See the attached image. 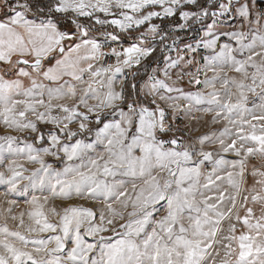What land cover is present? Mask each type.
<instances>
[{"label": "snow or ice", "instance_id": "snow-or-ice-1", "mask_svg": "<svg viewBox=\"0 0 264 264\" xmlns=\"http://www.w3.org/2000/svg\"><path fill=\"white\" fill-rule=\"evenodd\" d=\"M171 17L180 31L203 25L200 39L181 48L153 22ZM237 18L239 30L222 31ZM121 33L131 43L118 51ZM170 38L163 67L140 77L156 40ZM201 49L203 65L184 71ZM225 68L238 76L222 78ZM185 76L195 91L179 86ZM205 115L223 129L186 143L178 122ZM0 124L35 141L0 135V264H264L260 0H0ZM21 155L39 167L25 175ZM25 194L31 210L16 214Z\"/></svg>", "mask_w": 264, "mask_h": 264}, {"label": "built area", "instance_id": "built-area-1", "mask_svg": "<svg viewBox=\"0 0 264 264\" xmlns=\"http://www.w3.org/2000/svg\"><path fill=\"white\" fill-rule=\"evenodd\" d=\"M232 21V20H231ZM178 23V18L177 17H173L171 19L168 20H164L161 22L160 27L165 30L166 32L170 33V36L177 39L178 43L180 44L181 48L184 47V45L186 44H191L196 40L200 39V36L202 35V33L199 31V29L203 28V25H195L194 27L197 29V31H180L175 29V25ZM97 27V26H96ZM106 29L108 31H114V32H118V30H116L114 27H109V26H105ZM99 28V27H97ZM135 35H138V33H136ZM121 36L123 37V40L121 43H113L112 46L116 47L118 51H122L123 48L127 47L130 45L131 41L127 39L126 34L121 33ZM171 43V38L168 40H165L162 43H160L159 39L156 40L155 42V47H156V51L154 53H152L151 56L144 58L141 61V65L140 67H144L145 68V72L150 73V69L153 67H156L157 65H159L160 67H163V57H164V45L165 44H170ZM107 50V49H106ZM183 54V53H182ZM173 56H175V53H173ZM205 56V50L201 49L199 51L198 54H196V61H198L197 64L192 65L190 68L185 66L186 69L184 71H192L195 72L197 67H201L204 63L202 57ZM112 61L108 63V61H104L103 64L104 66L107 65H114L116 63L114 58H111ZM109 60V59H108ZM140 70V68H139ZM133 72L137 71L136 68L132 69ZM144 78H146V74L144 76ZM192 79V77L190 76H185V78L183 79V81L185 83H187L188 85H190L191 87L197 89L199 86L194 85V84H190L188 81ZM200 79L203 81L204 76L201 74L200 75ZM128 80H132V76L131 74H128ZM178 123H181V125L183 126L184 124H189V127L185 128V131L188 132V136L185 137V142L188 143L189 141V137L191 138V125L193 123V121L188 122V121H180ZM211 171V167L207 170Z\"/></svg>", "mask_w": 264, "mask_h": 264}, {"label": "rangeland", "instance_id": "rangeland-1", "mask_svg": "<svg viewBox=\"0 0 264 264\" xmlns=\"http://www.w3.org/2000/svg\"><path fill=\"white\" fill-rule=\"evenodd\" d=\"M102 18H104V17L102 16ZM97 27H100V26H97ZM133 34L135 35L136 33H133ZM106 61H108V63H109V62L112 61V59H109V60L107 59ZM186 88L187 87H185V89ZM40 127L42 128V127H46V126L40 125ZM48 127H51V126H48ZM91 127L93 128V133H94L96 125H92ZM73 128H75V127H73ZM0 135H15V136H18L21 139H27V141L29 143H35L34 134H30V133H27V132H25V133L12 132L10 130L5 129L2 124H0ZM73 139H75V138H73ZM85 139L89 140L90 138L87 135H85ZM65 143L71 144L72 141H65ZM36 146L39 147L40 145L37 144ZM6 155H10V154H6ZM61 157L63 158V153H61ZM18 159H19V162L21 164H23L24 168L28 169V171L24 173L25 175H29L31 171H33V170H35L36 168L39 167L38 164L27 161L26 157L23 156V155H21ZM44 159H45V161L47 163L52 164L53 168H62L63 167V164L61 163V161L56 160L54 157L48 156V157H45ZM257 161L258 160H250V165L251 164H256L257 166H260V162L258 163ZM208 169H209V167L207 168V170ZM4 170H5L4 167L0 166V171H4ZM207 170H206V172H207ZM24 183L26 184L27 181H25ZM249 183H251V185H252V183H253V178L252 177H251V179H249ZM23 186L24 185L21 184V187H23ZM4 187H5L4 185H0V191H3ZM36 194L39 195V193H36ZM17 199L20 201V203H19L18 207L16 208V214H19L21 211H25L26 209L31 210V206L26 203V201L28 199H30V197L27 194H25L23 197H17ZM2 200H3V197H0V201H2ZM54 203H55V205L58 208L62 207V202L55 201ZM72 204L77 205V206H83V207L92 208L94 211L99 209L100 207H102L99 203H96V202H93V201H90V200H75V201H72ZM116 207H119V205H116ZM25 219H26V222H27V217ZM2 223H3V221L0 220V224H2ZM17 224H18L17 221H11V220L8 221V227L10 229H12V230H17ZM82 231H83V229H82ZM42 235L44 237H47V236H51V235H54V234L53 233H44ZM104 235H110V233H104ZM34 238H36V237H34ZM85 240L87 242H89V243L93 242V238H91V237H85ZM72 246H73V244H72L71 240H69L68 243H67V247H66L65 251L70 249ZM92 255L95 256L96 253H92Z\"/></svg>", "mask_w": 264, "mask_h": 264}, {"label": "crops", "instance_id": "crops-1", "mask_svg": "<svg viewBox=\"0 0 264 264\" xmlns=\"http://www.w3.org/2000/svg\"><path fill=\"white\" fill-rule=\"evenodd\" d=\"M260 2L264 3V0H260ZM100 15H101V17L103 16V14H100ZM171 18H173V17H171ZM171 18H165L163 20H154L153 22L160 25L162 21L168 20V19H171ZM239 29H240V21H239V18H237V19L232 20V21L231 20L226 21L225 27L222 29V31L223 32H231V31H236V30H239ZM116 30H118V29H116ZM245 30H247V29L245 28ZM226 42L232 43L231 41L228 40V38L226 36L221 35L219 43L223 44V43H226ZM210 54L211 53H210L209 50H205V56L210 55ZM185 69H186V67L183 70H185ZM175 71L176 70H173V79H175ZM225 73L229 77L238 76L237 73H235L233 71H229L227 68H225V71L221 73V77L222 78L225 76ZM208 75H209V77H211L212 73L209 72ZM179 86L182 87L185 90V92L195 91L196 90L195 88H193L190 85H188L187 83H185L183 80L180 82ZM185 87H187V88L185 89ZM217 88H219V83L217 84ZM255 100H256V97L250 96L249 97V101H250V105L249 106H251V102H253ZM69 103H71V101H69ZM92 103H95V101H92ZM180 103L183 104L184 102L181 101ZM210 120H211V116L205 115V116H203V119L199 123H197L196 121H193V123L191 125V129H190L191 138L189 139L188 142H193L194 143L196 138H198V137H200L202 135H206V134H209V133H212V132H219V131H221L223 129V127H224L223 123L214 124L213 125V124L209 123ZM72 127H76V125H72ZM89 138H90L89 140L85 139L86 143L93 142L95 140L94 133ZM206 150H214V149L207 148V146H206ZM97 151L98 152H102L103 148L102 147H98ZM92 155H95V153H92ZM226 158L227 159H237L235 156H232V155H228ZM257 162L259 163V161H257ZM208 167L210 168L211 165L206 163L205 166H204V171L205 172H206ZM249 179H251L250 175L247 178V184H248V186H251V183H249ZM129 194L130 195L132 194L131 186H129Z\"/></svg>", "mask_w": 264, "mask_h": 264}, {"label": "trees", "instance_id": "trees-1", "mask_svg": "<svg viewBox=\"0 0 264 264\" xmlns=\"http://www.w3.org/2000/svg\"><path fill=\"white\" fill-rule=\"evenodd\" d=\"M145 74H146V72H145V68H144V67H140V70H139V76H140V77H144ZM46 127H48V126H46ZM46 127H42L41 129L43 130V129H45ZM49 128H50V127H49Z\"/></svg>", "mask_w": 264, "mask_h": 264}]
</instances>
